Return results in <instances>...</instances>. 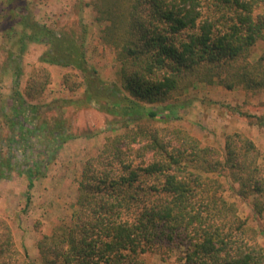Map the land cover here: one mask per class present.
Masks as SVG:
<instances>
[{
  "label": "trees",
  "instance_id": "1",
  "mask_svg": "<svg viewBox=\"0 0 264 264\" xmlns=\"http://www.w3.org/2000/svg\"><path fill=\"white\" fill-rule=\"evenodd\" d=\"M2 3L0 28L9 40L19 31L18 55L29 44L45 45L39 61L78 72L64 76L67 89L83 86V104L118 118L124 130L83 165L77 209L37 242L40 264H145V254L168 245L181 249L180 264H264L256 230L238 216L221 182L228 180L233 196L250 201L254 217L264 213V158L259 161L254 142L228 134L220 152L184 130L149 124L169 120L185 83L264 89V50L251 59L256 44L264 42V0H95L94 21L106 25L101 40L117 56L114 83L89 67L85 30L56 33L39 24L21 0ZM41 75L31 77L22 94L18 64L12 73L11 111L4 116L21 142L40 128L27 125L42 107L30 101L46 85ZM157 103L165 104L145 106ZM246 117L264 128V113ZM59 132H48L53 142L70 138ZM13 168L9 158H0V180ZM36 168H17L28 190ZM0 264H31L3 219Z\"/></svg>",
  "mask_w": 264,
  "mask_h": 264
},
{
  "label": "rangeland",
  "instance_id": "2",
  "mask_svg": "<svg viewBox=\"0 0 264 264\" xmlns=\"http://www.w3.org/2000/svg\"><path fill=\"white\" fill-rule=\"evenodd\" d=\"M35 20L56 33L78 35L85 30L84 50L87 63L105 83H114L117 77L116 52L101 40V30L106 26L94 21L91 4L95 0H21ZM4 16V4L0 0V22ZM16 33L6 39L0 28V158H9L13 168L6 179L0 180V219L11 229L13 242L20 252H26L31 264H40L37 242L44 235L71 220L77 209L78 181L85 162L97 155L112 137L123 133L121 120L100 112L96 105H84V87L73 91L64 85L65 75L79 74L69 68L42 64L40 56L45 45L29 44L23 53L18 52ZM264 42H258L251 59L259 57ZM19 67V86L26 93L30 78L46 74V85L31 104L42 106L38 117L30 125L40 127L19 141L17 128L10 130L4 116L11 110L12 73ZM44 70V71H42ZM42 71V72H41ZM74 78H70V82ZM43 81V79H41ZM174 97V96H173ZM173 109L166 123L151 121L152 127L181 129L199 140L202 146L223 151L224 138L228 134L241 133L249 137L257 147L260 162L264 158V128L251 124L247 114L264 113V89L247 92L241 88L226 90L216 83H185L184 91L176 96ZM165 103L145 104L149 108H162ZM181 105V106H180ZM39 118V119H38ZM46 126H40L45 123ZM132 127V126H130ZM60 130L63 143L52 141L49 131ZM15 132L16 135L13 133ZM61 138V137H60ZM36 166L38 176L33 187L27 189V177L19 170ZM223 194L235 203L236 213L257 232V241L264 246V213L253 216L250 201L238 199L227 189L228 180L221 178ZM28 196V198H27ZM181 249L168 245L161 253L144 255L145 264H180Z\"/></svg>",
  "mask_w": 264,
  "mask_h": 264
}]
</instances>
